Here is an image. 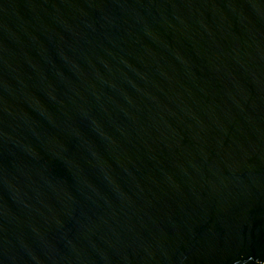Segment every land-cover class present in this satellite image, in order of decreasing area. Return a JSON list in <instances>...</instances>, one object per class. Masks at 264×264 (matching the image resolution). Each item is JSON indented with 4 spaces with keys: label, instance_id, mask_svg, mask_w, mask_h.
Here are the masks:
<instances>
[{
    "label": "water",
    "instance_id": "1",
    "mask_svg": "<svg viewBox=\"0 0 264 264\" xmlns=\"http://www.w3.org/2000/svg\"><path fill=\"white\" fill-rule=\"evenodd\" d=\"M0 264H264V0H0Z\"/></svg>",
    "mask_w": 264,
    "mask_h": 264
}]
</instances>
